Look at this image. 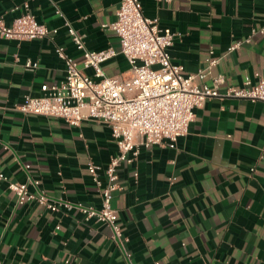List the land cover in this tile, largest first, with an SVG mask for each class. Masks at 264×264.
Listing matches in <instances>:
<instances>
[{
  "label": "crops",
  "instance_id": "obj_1",
  "mask_svg": "<svg viewBox=\"0 0 264 264\" xmlns=\"http://www.w3.org/2000/svg\"><path fill=\"white\" fill-rule=\"evenodd\" d=\"M139 1L147 17L178 32L169 52L186 74L205 68L213 51L219 62L204 81L212 86L213 77L222 75L220 93L264 78V39L253 33L264 24V0ZM120 2L0 0L7 24L30 12L50 30L58 29L44 39L0 36V172L7 178L0 181V262L125 264L129 254L133 264H264L263 101L209 98L195 109L186 135L142 147L133 164H122L117 170L122 188L112 200L120 241L106 223L75 206L102 207L105 169L118 153L112 128L92 120L71 126L62 118L18 110L27 95L41 96L44 84L65 79L57 46L94 74L83 67L66 21L89 50H120L116 32L103 26L116 20ZM28 60L38 67L28 69ZM103 68L120 76L130 64L119 53ZM91 165L99 166L101 186ZM10 182L73 206L52 211L21 201Z\"/></svg>",
  "mask_w": 264,
  "mask_h": 264
},
{
  "label": "built area",
  "instance_id": "obj_2",
  "mask_svg": "<svg viewBox=\"0 0 264 264\" xmlns=\"http://www.w3.org/2000/svg\"><path fill=\"white\" fill-rule=\"evenodd\" d=\"M65 26L77 48L82 51L83 67L92 68L94 74H86L64 47L57 46L56 53L67 67L65 79L58 84H44L41 96L27 95L18 110L27 115L62 118L71 126H80L84 121L92 120L112 128L118 153L105 169L107 184L100 189L102 207L75 206L87 218L96 217L98 221L106 223L113 237L120 241L122 232L117 221V210L112 205L114 192L122 188L118 168L124 163L133 164L142 147L150 148L165 141L176 142L186 135L195 118V109L209 98L229 97L264 102V78L255 84L248 82L242 87L232 86L224 94L220 93L219 86L224 80L222 75L213 77L212 86L204 81L219 62V58L213 56V51H210L205 68L186 74L182 65L172 62L169 52L178 32L162 28L159 18L147 17L139 0H121L116 20L103 24L118 35L119 51L114 47L101 51L89 50L82 36L68 21ZM57 32L58 29L50 30L30 12L17 17L11 24L0 17V36L7 39H44ZM253 33L261 34L264 39V24ZM239 45L240 42L231 45L229 52ZM119 53L127 58L130 70L125 75L109 76L103 64ZM25 66L33 70L38 67V62L28 60ZM98 169L99 166H89L96 183L101 186ZM135 175L138 173L135 172ZM5 179V174L0 172V181ZM9 188L21 201H36L52 211L71 209L73 206L61 197L54 199L44 192L32 193L26 183L10 182ZM127 257L125 264H133L129 254Z\"/></svg>",
  "mask_w": 264,
  "mask_h": 264
}]
</instances>
